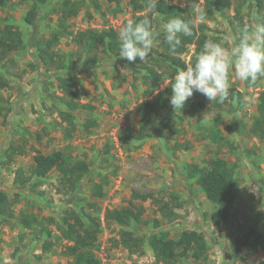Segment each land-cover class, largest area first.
Segmentation results:
<instances>
[{"label": "rangeland", "instance_id": "1", "mask_svg": "<svg viewBox=\"0 0 264 264\" xmlns=\"http://www.w3.org/2000/svg\"><path fill=\"white\" fill-rule=\"evenodd\" d=\"M72 1L79 7L65 28L59 24L64 0L39 5L34 25L25 21L33 0L0 4V35L12 25L24 38V46L10 52L4 61L7 70L0 68L9 82L0 90V189L12 202V214L0 215V264L73 263L74 256L67 249L73 241L61 232L63 217L70 209L97 217L100 231L91 250L100 264H159L149 236L167 232L171 238H178L184 230L202 233L208 252L200 261L188 254L178 263L258 264L264 259V246L251 249L243 240L257 213L264 212V139L247 130L257 113L264 79L254 85L236 80L232 87L243 93L244 101L230 109L209 104L191 115L183 110L175 112L171 106L143 120L139 105L154 99L169 81L167 63L152 59L158 57L157 50H164L162 36L157 37L152 53L142 62L162 71L163 77L157 79L159 89L153 80L144 81L143 69L133 66L141 63L139 58L128 62L107 54L102 47L89 54L76 38L86 30L119 32L134 14H146L147 9L134 13L136 0ZM170 1L190 7L202 3ZM254 4L253 0H231L225 13L206 20L208 33L214 40L235 43L238 29L257 17L264 18V9L259 12ZM166 22L155 15L154 27L159 33H163ZM54 32L59 39L47 47ZM39 46L52 56L47 57L46 64L38 56ZM192 52L190 46L182 58L188 62ZM70 74L78 78L73 87L75 98L92 104L90 111L98 124L86 129L89 112L78 108L76 131L68 139L58 110L62 97L70 96L59 87L57 78ZM239 122L247 128L240 131ZM214 124L223 134L220 139L213 138ZM146 129L151 134L148 137L125 138L128 133ZM38 149L44 153L62 150L71 162H88L89 170L76 190L61 183L58 170L40 177L33 173ZM215 157L226 159L234 167L238 190L230 205V218L221 225L209 219L218 204L206 197L191 171L196 165H209ZM94 184H98L96 188ZM99 190L102 195H95ZM165 206L178 214L173 220L161 212ZM123 208L136 211L139 219L120 224L106 218L108 210ZM125 230L138 239L137 246L125 245ZM45 242L50 243L47 249Z\"/></svg>", "mask_w": 264, "mask_h": 264}, {"label": "trees", "instance_id": "2", "mask_svg": "<svg viewBox=\"0 0 264 264\" xmlns=\"http://www.w3.org/2000/svg\"><path fill=\"white\" fill-rule=\"evenodd\" d=\"M9 0H0V4H5ZM26 1V0H20ZM48 0H33L31 7L25 14V21L30 24H36L39 5L46 3ZM255 7L264 9V0H253ZM98 4L97 2H95ZM201 6L207 10V20L214 18L217 13H225V10L231 6V0H202ZM78 3L72 0H64L61 5V11L59 15V24L62 28L66 27L67 20L74 16L78 10ZM139 8L147 9L146 14H134L132 19L138 21L144 16L150 17L156 14L160 15L163 20L168 21L174 16H181L183 18H191L193 13V7L182 6L171 2L170 0H159L156 9L149 10L147 8V0H136L134 2V13ZM155 19L153 20V24ZM207 23H201L197 28L193 29V35L190 37L181 36V45L177 47L175 51H169V46L164 39V33H159L158 36H162L163 39L161 46L164 48L162 52H158V57H153L155 61L163 60L167 63L169 70L166 75L168 83L166 87L158 91V94L152 100H145L139 105V114L143 120H150L149 114H157L165 108L171 107L170 96L172 94L171 82L178 70L184 69L187 64L194 63L196 55L201 51L204 42L208 39H214L213 35H210L207 31ZM163 34V35H162ZM59 39L58 32H54L53 36L47 41V47H50L54 41ZM87 53H91L93 49L102 47L109 55L119 56V41L118 32L114 29L104 30L101 32H95L93 30H86L78 34L76 38ZM24 46V38L20 30L14 29L12 25L0 35V68H6L5 60L9 56L10 52L20 50ZM190 46H193V52L190 56V60L186 62L182 55L186 53ZM44 46H39L38 56L40 60L46 64L47 57L52 58L50 53ZM12 59V58H11ZM139 67L145 71L144 81L146 83L152 81L159 89L157 79L160 80L163 76L162 71H159L149 63H139L133 65ZM156 79V80H155ZM58 85L70 97H62L61 106L59 109V116L61 122L65 123V137L71 138L73 132L76 131V117L75 110L83 108L88 110L89 114L86 119V129H91L97 126V120L92 117L93 106L90 103H82L76 99V93L73 87L77 84V76L70 74L69 76H58ZM8 80L0 73V90L8 87ZM68 96V95H67ZM243 93L237 88L230 89L229 99L224 105L216 103H210L205 96L199 92H194L193 96L189 98L183 111H187L191 115H197L199 110L205 109L207 105H211L214 108H232L235 105L243 103ZM0 106V110H1ZM258 110L253 118V121L248 126V131L260 138L264 139V90L260 93ZM10 110V109H9ZM91 110V111H90ZM1 112V111H0ZM240 131L247 128L242 122ZM148 129L141 130L139 133H128L125 135L126 140H140L150 136ZM213 138L220 139L222 132L218 128L217 124L213 126ZM33 173L40 177L48 175L52 170L59 171V179L65 186L76 190L81 180L89 170L88 162L84 160H74L71 162L66 157V154L62 150H53L49 153H44L41 150H37L34 157ZM192 175L197 177L196 181L202 192L208 199L218 204L217 210L209 215V219L215 225L225 224L230 218V205L237 196V183L234 177V167L228 163V161L222 157L213 158L209 165L199 167L194 166L191 170ZM20 179V176L17 177ZM17 180V181H19ZM27 179H23L21 183H25ZM98 184H94L96 188ZM95 195H102L101 190L96 191ZM136 196V195H135ZM12 202L8 194L0 189V215L12 214ZM164 217L169 220H173L178 214L169 206H165L161 209ZM108 220H115L120 224H127L130 219H139V214L131 209L123 208L122 210H108L106 214ZM27 219V218H25ZM27 221V220H25ZM264 226V212H258L254 221V224L250 226L248 232L245 234L244 242L251 249H257L264 246V230H259V227ZM100 231V224L97 217H94L90 213L81 212L78 209H70L66 211L63 217V224L61 226V232L64 238L69 241H73L72 245H68L67 249L74 256V262L70 264H100V261L95 257L94 252L91 250L97 235ZM125 245L134 247L138 245V239L135 238L130 230H125ZM149 244L152 247L156 261L159 264H183L178 263L179 258H184L188 254L195 261H200L206 257L208 252V246L205 237L197 230H184L180 237L171 238L167 232L152 233L149 236ZM47 249L50 246L49 242H45ZM44 243V244H45ZM258 264H264V259L258 262Z\"/></svg>", "mask_w": 264, "mask_h": 264}, {"label": "clouds", "instance_id": "3", "mask_svg": "<svg viewBox=\"0 0 264 264\" xmlns=\"http://www.w3.org/2000/svg\"><path fill=\"white\" fill-rule=\"evenodd\" d=\"M159 0H147V8L154 10ZM207 10L193 4L191 18L174 16L162 25L169 51L181 45V36L190 37L193 29L207 20ZM154 16L148 15L134 21L128 19L118 32L119 57L128 62H145L153 51L159 35L153 24ZM232 41L208 39L195 62L178 70L171 82L170 104L175 110H183L186 102L199 92L212 104L224 105L236 80L254 85L264 79V18L238 29Z\"/></svg>", "mask_w": 264, "mask_h": 264}]
</instances>
